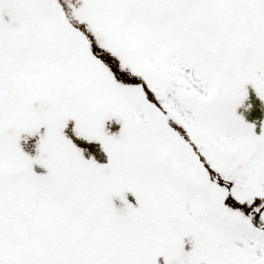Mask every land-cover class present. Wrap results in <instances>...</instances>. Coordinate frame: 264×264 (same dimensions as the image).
<instances>
[{
  "label": "snow or ice",
  "instance_id": "snow-or-ice-1",
  "mask_svg": "<svg viewBox=\"0 0 264 264\" xmlns=\"http://www.w3.org/2000/svg\"><path fill=\"white\" fill-rule=\"evenodd\" d=\"M0 264H264V0H0Z\"/></svg>",
  "mask_w": 264,
  "mask_h": 264
}]
</instances>
